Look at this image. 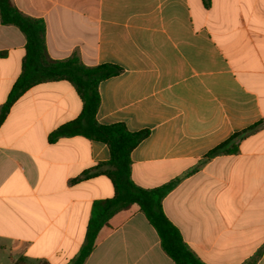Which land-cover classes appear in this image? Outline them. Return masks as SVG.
I'll return each mask as SVG.
<instances>
[{"label": "crops", "instance_id": "1", "mask_svg": "<svg viewBox=\"0 0 264 264\" xmlns=\"http://www.w3.org/2000/svg\"><path fill=\"white\" fill-rule=\"evenodd\" d=\"M42 20L51 58L119 66L99 86L97 120L149 131L132 152V180L155 189L167 218L204 264H264V0H12ZM0 110L22 72L26 38L0 18ZM83 108L66 81L38 84L0 125V264L20 257L69 264L95 201L112 198L109 160L82 136L49 142ZM238 152L207 158L233 134ZM122 221L118 226V221ZM85 264H175L140 212L114 217Z\"/></svg>", "mask_w": 264, "mask_h": 264}, {"label": "trees", "instance_id": "2", "mask_svg": "<svg viewBox=\"0 0 264 264\" xmlns=\"http://www.w3.org/2000/svg\"><path fill=\"white\" fill-rule=\"evenodd\" d=\"M209 6V0H204ZM0 18L3 25L16 26L26 38V55L22 72L6 102L0 110V125L6 119L14 103L30 88L47 82L66 80L70 82L83 103L80 116L68 122L49 135V142L55 143L63 138L82 136L89 140L108 146L110 158L93 171H86L81 177L87 179L97 174L107 176L113 183L115 194L112 198L94 202L91 218L88 223L85 243L77 258L69 264H85L91 253L105 237V228L113 230L111 222L114 217L125 214L128 218L134 212H142L154 227L161 241L164 252L175 264H204L185 243L178 228L167 218L162 202L179 180L172 181L155 189H144L132 180L133 150L149 136V131L131 132L125 124H100L97 113L100 107V84L119 75L122 69L113 64L87 67L77 57L55 60L50 57L46 46V26L42 20L24 15L13 4L12 0H0ZM0 55H3L1 53ZM258 122L249 128L232 135L207 154L211 158L222 154L238 152V141L249 136L261 127ZM262 256L259 252L245 264H256ZM14 264H49L46 261L32 263L20 257Z\"/></svg>", "mask_w": 264, "mask_h": 264}, {"label": "rangeland", "instance_id": "3", "mask_svg": "<svg viewBox=\"0 0 264 264\" xmlns=\"http://www.w3.org/2000/svg\"><path fill=\"white\" fill-rule=\"evenodd\" d=\"M33 263V262H32Z\"/></svg>", "mask_w": 264, "mask_h": 264}]
</instances>
